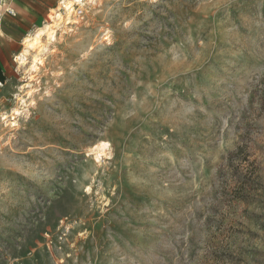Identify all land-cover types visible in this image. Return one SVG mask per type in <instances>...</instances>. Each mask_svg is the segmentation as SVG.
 <instances>
[{
	"label": "rangeland",
	"instance_id": "rangeland-1",
	"mask_svg": "<svg viewBox=\"0 0 264 264\" xmlns=\"http://www.w3.org/2000/svg\"><path fill=\"white\" fill-rule=\"evenodd\" d=\"M61 1L0 0V264H264V0H85L21 66Z\"/></svg>",
	"mask_w": 264,
	"mask_h": 264
},
{
	"label": "bare ground",
	"instance_id": "bare-ground-1",
	"mask_svg": "<svg viewBox=\"0 0 264 264\" xmlns=\"http://www.w3.org/2000/svg\"><path fill=\"white\" fill-rule=\"evenodd\" d=\"M77 3L82 5L81 7H86L88 3L85 0H63L60 3V8L56 9L54 14L51 16V20L55 23V27L51 28V25H47L46 28L40 29L34 35H28L24 40V49L20 53L17 58L19 64L21 66L28 65V55L31 50L36 49V54L33 55V59L31 61L32 65L30 66L31 70L36 71L39 68L40 61L42 59V55L46 49V46L43 44L44 37L48 38L49 42H53L56 40V31L55 28L60 26L61 23L70 24L74 23L73 16L76 13L75 7ZM30 77V76H29ZM22 100V104L24 105L25 100ZM23 109V108H22ZM23 112L21 109H13L11 113H4L0 115V121L5 123L6 125H14L16 124L17 118L22 116ZM104 145L103 147H105Z\"/></svg>",
	"mask_w": 264,
	"mask_h": 264
},
{
	"label": "crops",
	"instance_id": "crops-1",
	"mask_svg": "<svg viewBox=\"0 0 264 264\" xmlns=\"http://www.w3.org/2000/svg\"><path fill=\"white\" fill-rule=\"evenodd\" d=\"M13 39H10V43L8 41H0V75L3 77L5 83L0 82V90L3 94H6L8 92V88H10L11 81L8 79L6 74V56L8 53L10 54L12 50V42ZM1 81V79H0Z\"/></svg>",
	"mask_w": 264,
	"mask_h": 264
},
{
	"label": "trees",
	"instance_id": "trees-1",
	"mask_svg": "<svg viewBox=\"0 0 264 264\" xmlns=\"http://www.w3.org/2000/svg\"><path fill=\"white\" fill-rule=\"evenodd\" d=\"M242 152H244V146L243 145H239L236 149V151L234 152V157L237 155V154H243ZM233 157V156H232ZM231 160V158H230Z\"/></svg>",
	"mask_w": 264,
	"mask_h": 264
},
{
	"label": "built area",
	"instance_id": "built-area-1",
	"mask_svg": "<svg viewBox=\"0 0 264 264\" xmlns=\"http://www.w3.org/2000/svg\"><path fill=\"white\" fill-rule=\"evenodd\" d=\"M74 1H76V0H73V2H74ZM80 1H82V0H80ZM76 4H77V6H78V5H80V4H79V3H77V2H76Z\"/></svg>",
	"mask_w": 264,
	"mask_h": 264
}]
</instances>
